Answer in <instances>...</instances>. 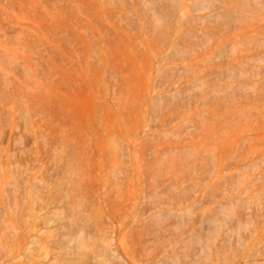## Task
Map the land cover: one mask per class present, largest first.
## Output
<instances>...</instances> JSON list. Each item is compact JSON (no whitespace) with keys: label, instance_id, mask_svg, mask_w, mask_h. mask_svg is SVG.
<instances>
[{"label":"rangeland","instance_id":"1","mask_svg":"<svg viewBox=\"0 0 264 264\" xmlns=\"http://www.w3.org/2000/svg\"><path fill=\"white\" fill-rule=\"evenodd\" d=\"M0 264H264V0H0Z\"/></svg>","mask_w":264,"mask_h":264}]
</instances>
